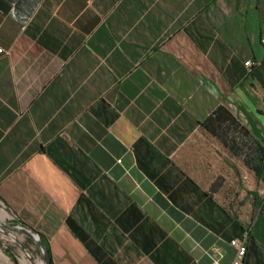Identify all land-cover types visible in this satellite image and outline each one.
Listing matches in <instances>:
<instances>
[{
  "label": "crops",
  "instance_id": "crops-1",
  "mask_svg": "<svg viewBox=\"0 0 264 264\" xmlns=\"http://www.w3.org/2000/svg\"><path fill=\"white\" fill-rule=\"evenodd\" d=\"M263 38L264 0H0V198L53 264H264V153L203 127L264 146Z\"/></svg>",
  "mask_w": 264,
  "mask_h": 264
},
{
  "label": "trees",
  "instance_id": "trees-1",
  "mask_svg": "<svg viewBox=\"0 0 264 264\" xmlns=\"http://www.w3.org/2000/svg\"><path fill=\"white\" fill-rule=\"evenodd\" d=\"M203 127L227 146L234 155L243 157L246 165L253 170L258 177H261V159L264 153V146L260 141L253 138L250 131L233 116L226 106H219L214 113L205 120ZM0 199L5 203L2 198ZM40 236L53 258L49 240L42 234H40ZM7 252L13 257L10 249H7ZM15 263L19 264L16 260Z\"/></svg>",
  "mask_w": 264,
  "mask_h": 264
},
{
  "label": "rangeland",
  "instance_id": "rangeland-1",
  "mask_svg": "<svg viewBox=\"0 0 264 264\" xmlns=\"http://www.w3.org/2000/svg\"><path fill=\"white\" fill-rule=\"evenodd\" d=\"M0 221L3 223L0 224V264H16L15 260L19 264H46L37 245L32 240L9 229V227L19 226V220L1 199ZM50 242L54 243V241ZM7 249L11 250L14 258L9 255Z\"/></svg>",
  "mask_w": 264,
  "mask_h": 264
},
{
  "label": "built area",
  "instance_id": "built-area-1",
  "mask_svg": "<svg viewBox=\"0 0 264 264\" xmlns=\"http://www.w3.org/2000/svg\"><path fill=\"white\" fill-rule=\"evenodd\" d=\"M261 43L264 45V38L261 40ZM3 52H4V50L2 48H0V53H3ZM245 65H246L247 69L249 70V72H252L256 63L249 60L245 63ZM247 240H248V232L245 234L243 241H239L237 239L231 241V243H230L231 246L236 249V257H235L232 264H243L244 263V259L247 255V251H248ZM223 257H224V254L221 251V249H219V248L213 249L212 264H221V260L223 259Z\"/></svg>",
  "mask_w": 264,
  "mask_h": 264
},
{
  "label": "water",
  "instance_id": "water-1",
  "mask_svg": "<svg viewBox=\"0 0 264 264\" xmlns=\"http://www.w3.org/2000/svg\"><path fill=\"white\" fill-rule=\"evenodd\" d=\"M0 224H3V223L0 221ZM9 229L16 233L27 236L30 240H32L37 245L45 263L53 264L51 254L49 250L46 248L44 242L42 241L40 234L36 233V231H34L33 229H30L27 226H24L23 224H20L19 226L15 228L9 227Z\"/></svg>",
  "mask_w": 264,
  "mask_h": 264
},
{
  "label": "bare ground",
  "instance_id": "bare-ground-1",
  "mask_svg": "<svg viewBox=\"0 0 264 264\" xmlns=\"http://www.w3.org/2000/svg\"><path fill=\"white\" fill-rule=\"evenodd\" d=\"M2 222V221H1Z\"/></svg>",
  "mask_w": 264,
  "mask_h": 264
}]
</instances>
